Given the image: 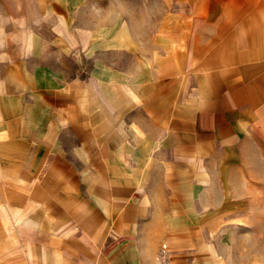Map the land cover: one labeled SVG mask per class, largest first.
<instances>
[{
	"label": "crops",
	"instance_id": "crops-1",
	"mask_svg": "<svg viewBox=\"0 0 264 264\" xmlns=\"http://www.w3.org/2000/svg\"><path fill=\"white\" fill-rule=\"evenodd\" d=\"M264 0H0V264H264Z\"/></svg>",
	"mask_w": 264,
	"mask_h": 264
},
{
	"label": "rangeland",
	"instance_id": "rangeland-1",
	"mask_svg": "<svg viewBox=\"0 0 264 264\" xmlns=\"http://www.w3.org/2000/svg\"><path fill=\"white\" fill-rule=\"evenodd\" d=\"M261 141V148L255 149L249 158L248 170H245L244 190L247 196V204L255 216L254 228L245 230L258 236L260 242L264 245V140Z\"/></svg>",
	"mask_w": 264,
	"mask_h": 264
}]
</instances>
